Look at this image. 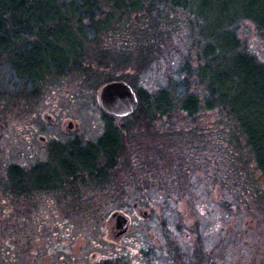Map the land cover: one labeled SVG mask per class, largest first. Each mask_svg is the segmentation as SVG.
<instances>
[{"label": "trees", "instance_id": "16d2710c", "mask_svg": "<svg viewBox=\"0 0 264 264\" xmlns=\"http://www.w3.org/2000/svg\"><path fill=\"white\" fill-rule=\"evenodd\" d=\"M245 21L256 26L264 42V0H0V60L14 72L16 87L5 96L0 92V101L6 97L8 102L20 104L22 99L32 104L53 77L69 72L88 74L87 70L95 68L98 82L94 91L114 80L126 81L136 90L140 106L131 116L139 119L135 122L152 124L176 110L190 119L218 110V127L209 135L219 141L224 136L220 151L227 163L225 183L264 185V58L243 49L239 30ZM180 32L197 49L194 61L177 58L183 46L175 48L174 40ZM91 48L94 51L89 52ZM94 56L100 61L92 59ZM164 59L171 62L170 68L178 59L179 69L172 70L170 85L157 94L136 87L126 76L106 71L115 62L140 74L144 66V70L149 66L146 72L154 65L163 70ZM104 114L110 124L97 142L59 144L52 149V162H39L31 170L22 162L10 164L7 180L0 184L7 194L3 198L22 200L29 193L35 198L44 189L63 191V198L80 200L125 197L129 190L121 184L118 162L122 152H153L155 143H139L137 135L132 143L126 137L130 127L114 126L112 116ZM221 122L225 128L222 124L219 128ZM142 124L136 126L137 133L144 129ZM237 142L242 152L250 154L260 179L245 177L235 151ZM148 160L152 163L150 157ZM180 162L173 172L159 169L157 181L186 182L195 166L188 172L189 162ZM150 175L136 182L139 191L145 192L156 182ZM180 191L175 188V195ZM249 198L264 207V192L254 189Z\"/></svg>", "mask_w": 264, "mask_h": 264}, {"label": "rangeland", "instance_id": "374dc122", "mask_svg": "<svg viewBox=\"0 0 264 264\" xmlns=\"http://www.w3.org/2000/svg\"><path fill=\"white\" fill-rule=\"evenodd\" d=\"M181 36L182 32L177 33L174 40L175 48H179V44L183 46L182 53L177 58L181 62L188 59L194 61L197 57V49L191 47L188 37ZM239 37L244 50L264 58L262 36L251 21L242 23ZM88 50L90 52L93 48ZM92 59L100 61L95 56ZM178 59L174 61L175 67L172 68L169 66L170 61L166 62L165 59L161 61L163 70L154 65L146 72L149 66L146 70L143 69L144 66L141 68L142 74L132 69L128 70L123 64L119 66L116 62L117 65L111 64L106 71L114 76H126L136 87H143L150 93L157 94L170 85L169 81L171 82V76L174 73L172 70L179 66ZM94 70L95 68L93 71L87 70L88 74L69 72L67 75L53 77L52 80L47 81V86L40 92V97L32 104L22 99L20 104H16L15 100L8 102L6 97L2 98L0 101V184L6 182L7 167L12 163L22 162L27 170H31L33 165L39 162H52L51 156L48 158L47 155L51 149L52 139L64 144L79 141L81 145L86 146L88 143L97 142L106 133L110 120L105 118L99 104L98 96L101 86L96 91L93 89L97 87L98 82ZM13 75L14 72L6 61L0 60V92L4 93V96L8 92L16 91ZM91 75L93 78L90 80ZM164 108H166L165 104ZM217 112L216 109L212 112H201L190 119L176 110L170 117L156 118L152 124L149 121H142L145 127L138 133L136 126L141 123L135 121L139 119L111 118L114 126L130 127V133L126 136L127 140H136L138 136L139 143L140 141L143 144H148L150 141L155 143L153 152L161 169L162 167L171 168L170 171L173 172L175 163L181 160L184 164L185 159L189 162L188 172L190 167L195 166L193 171L191 170L192 176H189L186 182H176L181 184V191L174 198L188 199L187 203L163 207L165 210L163 215L168 217L165 219L167 223H162L157 215L150 221L144 220L142 223L138 217L133 216L136 224L133 232L122 242L112 243L111 247L133 246L134 243L130 240L135 239L139 234H143L146 240L153 241L150 237L153 236L151 232L164 230L166 224L177 230L186 221L193 226L190 229L191 236L186 242L180 237L183 253H179L176 248L177 252L173 254L175 257H180L178 261L181 264H264V207L261 208L256 199L249 198L254 194V189L264 192V185L262 182L246 183L247 185H238L235 182L225 183L227 163L220 151L224 145V136L222 135L219 141L217 136L209 135L212 129L215 130L218 127ZM46 113L55 119L54 123L47 122ZM69 121L78 125L72 133H69L67 127ZM221 124L225 128L223 122L220 123L219 128L222 127ZM39 136H44L49 143L41 142ZM31 137L34 139L30 140ZM133 140L132 143H135ZM235 151L239 159L238 164L244 169L245 177L252 180L260 179V173L250 154L247 151L242 152L238 142L235 145ZM195 161L198 162L197 166L194 165ZM208 173L212 176L210 179ZM204 183L220 184V188L206 190L198 187ZM184 188L187 189L186 192ZM127 190H129L127 193L129 198L139 194L136 187ZM3 191L4 187L0 186V200L7 195ZM84 193L90 194L88 190H84ZM144 193L148 194L149 198L171 197L158 190ZM39 196L42 199L43 193H39ZM1 204L0 201V264H27L29 250L33 251L32 258L35 262L32 261V263L34 264H61L60 258L65 251L69 253L74 251L75 254L82 252V256L86 258L93 252L88 254L89 248L109 246L105 240V230L101 222L91 223L82 220L72 222L63 218L60 220V225L68 229L67 233L63 234L66 231L56 228L45 235L41 232L34 233L33 228H30L31 225L27 226V222L24 221L22 212L19 213L20 215H13L12 212L9 215L5 214L8 206L2 207ZM41 204L43 205V202ZM41 204L32 205L37 209L40 208L41 212L42 210L46 212L49 207ZM126 208L122 210L133 214L131 207L127 210ZM71 209L72 207L69 206V214L72 212ZM107 209L111 215L118 210V206H108ZM138 246L141 245L138 244ZM182 257H185L189 263H184Z\"/></svg>", "mask_w": 264, "mask_h": 264}, {"label": "flooded vegetation", "instance_id": "af4514ba", "mask_svg": "<svg viewBox=\"0 0 264 264\" xmlns=\"http://www.w3.org/2000/svg\"><path fill=\"white\" fill-rule=\"evenodd\" d=\"M46 116L51 117L49 123L55 122V119L51 115L46 113ZM77 126L78 125L75 124V127ZM74 129H69V133H72ZM39 140L46 144L49 143L44 136H39ZM72 143H78L81 145L79 141H73L71 144ZM59 144H63V142L52 139L50 145L51 149L47 154L49 156L48 158L53 156L54 151H52V149L57 147ZM149 157L152 159V163H150L148 160ZM118 162L120 169H123L121 171V184L127 189L135 187V184L138 180L144 181L146 176L151 174L150 179L156 180V182L149 184L145 191L158 190L171 197L164 199L149 198L148 194H145L143 191H138L137 193H139L138 195L140 196L137 195L134 198H129V194H126L123 198L80 200L78 198H63V191L59 193L44 189L42 191V199L37 193L35 194V198L32 197V193H29L28 196L22 200L2 198L0 200L2 202L1 205H3L2 207L8 206L7 211L4 213L9 215V213L12 212L13 215H17L22 212L23 219L25 222H27V226L31 225L30 228H33L34 233L41 232L45 235L53 232V229L56 228L66 231L63 234L67 233L68 229L66 227L64 228L63 226L61 227L60 225V220H63V218L66 221L72 222L75 220H82L83 222L87 221L91 223L101 222L103 224L102 227L105 230V240L109 246L103 248H89L87 251L88 254L91 251L93 252L90 257L86 258L82 256V252L75 254L74 251L73 253L65 251L63 253L64 255L60 258L61 264H181V262L178 261V258L180 257H175L173 254L177 252L176 248H178L179 253H183L180 237H182V240L186 242L187 238L191 236L190 229H192L193 226L186 221H184L185 224L179 226L177 230H174L171 228V226L166 224L164 230L151 232L153 236L150 237L153 238V241L146 240L143 234H139L135 239L130 240V242L134 243L133 246H125L123 248L116 246L111 247L112 243L115 244L122 242L125 237H128L133 232V228L136 226L133 216L138 217L142 223L144 220L150 221L153 217H155V215H157V218L165 224L167 223V220L165 219H168V217L163 215L165 212L163 207L175 205L178 206L186 204L188 201V199L179 200L174 198V190L175 188H180L181 184L171 181L170 178V182L168 183L157 181L158 179L160 180L159 169L161 168L154 152L150 151L149 154V151H123ZM134 176H136V178ZM162 179L163 177H161V180ZM198 187L206 190H215L220 188V184L214 185L209 183L207 185L204 183L200 184ZM164 189H168L169 192L165 191ZM42 202L43 205L41 204ZM38 203H40L42 206L49 207V209H47L46 212L43 210L41 212L40 208L37 209L33 206L34 204ZM112 205L118 206V210L110 215L107 207ZM65 206L67 207L66 211L64 210ZM69 206L72 207L71 214H69L68 211ZM126 207H131L133 214H128L127 212L123 211L125 210L123 208ZM96 210H101L100 214H93V212H96ZM119 216H123L126 219V223L123 227H121L118 223ZM138 244L141 246H138ZM32 253L33 251L31 252V250H29L27 264H34L32 261L35 262L34 258H32ZM182 258L184 259V263L188 262L185 257Z\"/></svg>", "mask_w": 264, "mask_h": 264}, {"label": "water", "instance_id": "95a60500", "mask_svg": "<svg viewBox=\"0 0 264 264\" xmlns=\"http://www.w3.org/2000/svg\"><path fill=\"white\" fill-rule=\"evenodd\" d=\"M99 102L106 113L115 117H127L139 107L135 90L125 81H111L104 84L99 91ZM45 118L51 120L50 116ZM68 127L73 129V122H70ZM118 223L123 227L126 223L125 217L119 216Z\"/></svg>", "mask_w": 264, "mask_h": 264}]
</instances>
